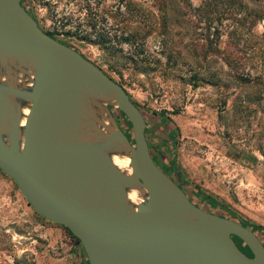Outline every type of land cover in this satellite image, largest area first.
<instances>
[{"label":"rangeland","instance_id":"rangeland-1","mask_svg":"<svg viewBox=\"0 0 264 264\" xmlns=\"http://www.w3.org/2000/svg\"><path fill=\"white\" fill-rule=\"evenodd\" d=\"M26 2L43 30L54 31L122 84L147 121L155 161L174 176L158 154L174 160L194 203L218 211L203 201L206 194L264 226L263 0ZM257 14L262 17L252 25ZM129 34L131 42H124ZM84 35H102L107 44ZM256 94L261 101L247 100ZM110 111L130 139L121 111ZM55 226L0 169V264H86L75 251L80 245Z\"/></svg>","mask_w":264,"mask_h":264},{"label":"water","instance_id":"water-1","mask_svg":"<svg viewBox=\"0 0 264 264\" xmlns=\"http://www.w3.org/2000/svg\"><path fill=\"white\" fill-rule=\"evenodd\" d=\"M146 126L103 68L43 30L21 0H0V169L27 203L68 228L88 264H264L256 231L198 206L159 167ZM113 154L128 157L125 169Z\"/></svg>","mask_w":264,"mask_h":264},{"label":"trees","instance_id":"trees-1","mask_svg":"<svg viewBox=\"0 0 264 264\" xmlns=\"http://www.w3.org/2000/svg\"><path fill=\"white\" fill-rule=\"evenodd\" d=\"M216 2H221L222 4H225V5H232L234 2H236L237 0H215ZM264 1V0H263ZM239 2V4H240V6L243 4L242 3V1L240 2V1H238ZM21 3H22V5L26 8V10L30 13V11H29V9L27 8V2H26V0H21ZM31 14V13H30ZM32 15V14H31ZM260 17H262L261 16V14H257V15H255L253 18H252V21H250V23L253 25V23L255 22V21H257V19L258 18H260ZM252 25H250V26H252ZM249 26V27H250ZM46 32L48 33V34H50L51 36H53V35H55L56 33L54 32V31H51V30H46ZM65 33H67V34H70L71 32H70V30H66L65 31ZM71 34H73V35H77L76 33H71ZM133 35L134 34H129L128 36H126V37H123V41L124 42H131V37L133 38ZM215 36H216V38H218L219 37V34H217V32L215 33ZM54 37V36H53ZM83 39H85L86 41H92L93 43L95 42V43H97V42H100L101 44L100 45H105V44H107V41L104 39V37L101 35V37L99 38V40H90L89 39V37H87V36H81ZM77 50V49H76ZM113 52V51H112ZM100 66V65H99ZM101 67V66H100ZM102 68V67H101ZM112 68V67H111ZM105 71V70H104ZM106 72V71H105ZM108 74V73H107ZM112 78V77H111ZM114 79V78H113ZM241 79H243L244 81H246V79H245V77H242ZM115 80V79H114ZM119 83V82H118ZM122 85V84H121ZM247 100H255L256 102H259V101H261V96H259V95H257L256 94V96L255 97H252V98H247ZM122 113V115L124 116V119H125V121H126V123L128 124V125H130L131 126V124H130V122H129V120L127 119V117L125 116V114L123 113V112H121ZM168 138L169 137H171V133H170V131L168 132ZM170 142H172V141H170ZM172 145H174L173 143H172ZM150 148V147H149ZM150 152H151V155H152V157H153V159L155 160V158H154V155L152 154V151H151V149H150ZM158 157L162 160V161H164V163H167V164H169V166L171 167V169H172V171L179 177V180H182V178L180 177V173H179V171H178V168L176 167V164H175V162H174V160H167V159H165L163 156H162V154L160 153V154H158ZM157 163V162H156ZM158 164V163H157ZM159 165V164H158ZM159 167H160V165H159ZM161 168V167H160ZM166 172V171H165ZM167 173V172H166ZM168 174V173H167ZM202 195V197H203V201L205 202V203H209L211 206H213V205H217V206H219V209H218V211H212L211 210V208H209V209H207V210H209V211H211V212H213V213H216V214H219V215H223V216H227V217H229V218H231V219H233V220H236V221H238V222H240V223H242V224H244V225H246V226H249V227H251L254 231H256L257 232V234L261 237V239L263 240V242H264V226H262V225H255V224H252L249 220H246V219H243L238 213H236L235 211H232V210H230L228 207H226V206H224V205H222V204H218L211 196H209V195H206V194H201ZM192 200V199H191ZM193 201V200H192ZM194 202V201H193ZM195 204H197V203H195ZM198 206H200V207H203V205H199V204H197ZM228 214V215H225V214ZM62 228H64L67 232H68V234L72 237V238H74L75 239V241H76V243L78 244V245H80V242H79V239L76 237V236H74L69 230H68V228H66L65 226H62V225H60ZM237 240L239 241V242H241V244H243V245H245L239 238H237ZM239 242H238V244H239ZM81 246V245H80ZM82 247V246H81ZM241 247V249L242 250H244V251H246V252H249V250H248V248L245 246V248H243L242 246H240ZM83 249V248H82ZM83 254L85 255V253H84V251H83ZM85 263L86 264H88V261H87V258H86V255H85Z\"/></svg>","mask_w":264,"mask_h":264},{"label":"bare ground","instance_id":"bare-ground-1","mask_svg":"<svg viewBox=\"0 0 264 264\" xmlns=\"http://www.w3.org/2000/svg\"><path fill=\"white\" fill-rule=\"evenodd\" d=\"M112 160L120 169H125L128 164V157L119 154H113ZM128 195L131 198V200H133V202L135 203L141 201L139 195L134 190H129Z\"/></svg>","mask_w":264,"mask_h":264},{"label":"crops","instance_id":"crops-1","mask_svg":"<svg viewBox=\"0 0 264 264\" xmlns=\"http://www.w3.org/2000/svg\"><path fill=\"white\" fill-rule=\"evenodd\" d=\"M148 143H149V141H148ZM55 232H57L58 234H60V235H62L63 234V236H65L64 234V230H63V228H61V226L59 227V226H55V227H51ZM75 251H77V254H78V257L80 258V262L82 263L83 262V249H82V247L81 246H77V245H75Z\"/></svg>","mask_w":264,"mask_h":264},{"label":"flooded vegetation","instance_id":"flooded-vegetation-1","mask_svg":"<svg viewBox=\"0 0 264 264\" xmlns=\"http://www.w3.org/2000/svg\"><path fill=\"white\" fill-rule=\"evenodd\" d=\"M130 140L131 141H133L132 140V137L130 138ZM169 175V174H168ZM175 181H177V183H179V180H178V178H177V175H170ZM179 185L181 186V188L186 192V194H187V196L189 197V199L191 200V196L189 195V193L184 189V187H183V185H181L180 183H179ZM236 240H237V238H236ZM239 241L237 240V243H238ZM239 246H242L243 248H245V245H243V244H241V242H239ZM249 250V249H248Z\"/></svg>","mask_w":264,"mask_h":264}]
</instances>
